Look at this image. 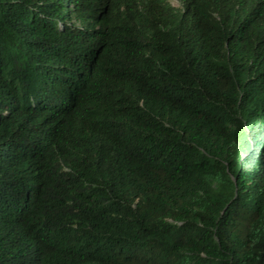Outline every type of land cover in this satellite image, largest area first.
<instances>
[{"label": "trees", "instance_id": "1", "mask_svg": "<svg viewBox=\"0 0 264 264\" xmlns=\"http://www.w3.org/2000/svg\"><path fill=\"white\" fill-rule=\"evenodd\" d=\"M0 0V264H264V0Z\"/></svg>", "mask_w": 264, "mask_h": 264}, {"label": "rangeland", "instance_id": "2", "mask_svg": "<svg viewBox=\"0 0 264 264\" xmlns=\"http://www.w3.org/2000/svg\"><path fill=\"white\" fill-rule=\"evenodd\" d=\"M171 3L174 5V6H178L179 4L176 3L174 0H171Z\"/></svg>", "mask_w": 264, "mask_h": 264}]
</instances>
